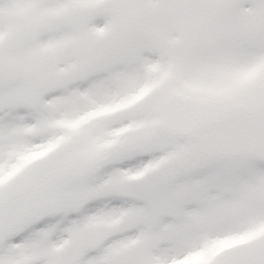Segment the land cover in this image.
Here are the masks:
<instances>
[{
  "label": "snow or ice",
  "instance_id": "1",
  "mask_svg": "<svg viewBox=\"0 0 264 264\" xmlns=\"http://www.w3.org/2000/svg\"><path fill=\"white\" fill-rule=\"evenodd\" d=\"M0 264H264V0H0Z\"/></svg>",
  "mask_w": 264,
  "mask_h": 264
}]
</instances>
